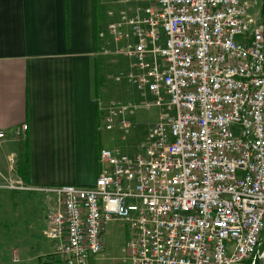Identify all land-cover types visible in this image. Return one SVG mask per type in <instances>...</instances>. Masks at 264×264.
Instances as JSON below:
<instances>
[{
  "label": "built area",
  "instance_id": "built-area-1",
  "mask_svg": "<svg viewBox=\"0 0 264 264\" xmlns=\"http://www.w3.org/2000/svg\"><path fill=\"white\" fill-rule=\"evenodd\" d=\"M252 8L241 0H154L142 18L108 14L114 19L100 32L103 54L130 59L124 77L155 99L143 107L165 110L133 147L126 141L138 128V107L109 105L99 129L118 128L126 145L100 150L91 187L35 188L12 177L0 184L56 195L46 236L57 264H91L113 222L132 235V264L259 262L264 26Z\"/></svg>",
  "mask_w": 264,
  "mask_h": 264
},
{
  "label": "crops",
  "instance_id": "crops-1",
  "mask_svg": "<svg viewBox=\"0 0 264 264\" xmlns=\"http://www.w3.org/2000/svg\"><path fill=\"white\" fill-rule=\"evenodd\" d=\"M105 7L108 15L109 3ZM94 12V0H69L68 7L65 0H0V184L20 178L17 165L28 146L27 185L91 187L99 175L100 150L114 149L121 140L118 128L99 129L110 104L104 76L98 74L100 81L97 75L107 56L104 42L97 51ZM23 126L28 129L20 138ZM6 207L0 204L5 216ZM55 246L40 256L26 244L18 261L10 260L42 264L44 257L46 264H57Z\"/></svg>",
  "mask_w": 264,
  "mask_h": 264
},
{
  "label": "rangeland",
  "instance_id": "rangeland-1",
  "mask_svg": "<svg viewBox=\"0 0 264 264\" xmlns=\"http://www.w3.org/2000/svg\"><path fill=\"white\" fill-rule=\"evenodd\" d=\"M241 1L251 3L253 8L249 13L257 14L261 20L264 0ZM106 3L110 5L108 11L114 13L118 21L122 20V13H126L130 18L144 17L147 10L154 5V0H131L128 4L124 0H97L95 5L99 20V24H97L102 31H105L107 25L113 20L106 13ZM115 4L118 6V10L114 9ZM106 43H112V41L108 40ZM105 56H107L104 57L105 61H102L104 66L99 70V75L104 76L103 89L107 93L105 102L110 105L118 103L138 107L132 115V120L137 123L138 129L133 131L126 143L133 145L143 143L150 129L159 121L165 108L145 109L143 107L147 101L154 102L155 99L146 90H144V96L140 95L142 92L135 81L124 77L131 72L130 59L112 54ZM124 144L125 142L119 140L114 147L119 145L121 148ZM108 147H113V144L109 143ZM56 200V195L45 192L16 193L13 196L7 191L0 190V204L7 205L6 216L5 210H0V262L7 261L6 264H15L11 260L18 261L19 249L26 244H33L34 249L37 248L40 251V256L50 253L49 248L53 241L46 236L47 222ZM106 230L104 251L96 259L91 260V264H132L128 243L133 238L128 227L124 223L113 222L107 226ZM15 251L17 254L14 256ZM41 260L44 261L42 264H46L44 257Z\"/></svg>",
  "mask_w": 264,
  "mask_h": 264
},
{
  "label": "trees",
  "instance_id": "trees-1",
  "mask_svg": "<svg viewBox=\"0 0 264 264\" xmlns=\"http://www.w3.org/2000/svg\"><path fill=\"white\" fill-rule=\"evenodd\" d=\"M96 1L94 0V18H95V35H96V45H97V51L100 50V44H101V39H100V27L98 26V19H97V8H96ZM66 2V7L69 6V0H65ZM261 24L264 26V7L262 9V13H261ZM98 23V24H97ZM99 74V71L97 70V75ZM101 77L98 75V78ZM102 79V78H101ZM101 79L99 78V80L101 81ZM100 83V82H99ZM22 138V137H21ZM23 141V140H22ZM28 144V143H27ZM17 170L18 173L20 175V178L23 179V181H25L27 184H30V175H31V171H30V156H29V148L27 146L26 148V155L24 157V159L18 163L17 165ZM263 234V238H264V233ZM262 253L264 252V239H263V246H262ZM259 261V260H258ZM260 262V261H259ZM259 262H257V264H259Z\"/></svg>",
  "mask_w": 264,
  "mask_h": 264
},
{
  "label": "water",
  "instance_id": "water-1",
  "mask_svg": "<svg viewBox=\"0 0 264 264\" xmlns=\"http://www.w3.org/2000/svg\"><path fill=\"white\" fill-rule=\"evenodd\" d=\"M259 261V264H264V252L261 254Z\"/></svg>",
  "mask_w": 264,
  "mask_h": 264
}]
</instances>
